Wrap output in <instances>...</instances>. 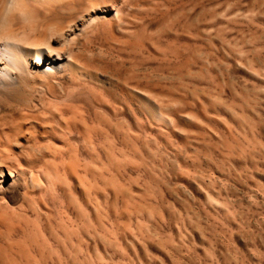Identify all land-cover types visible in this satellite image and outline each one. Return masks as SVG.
Instances as JSON below:
<instances>
[{
    "label": "rangeland",
    "instance_id": "rangeland-1",
    "mask_svg": "<svg viewBox=\"0 0 264 264\" xmlns=\"http://www.w3.org/2000/svg\"><path fill=\"white\" fill-rule=\"evenodd\" d=\"M120 2L81 116L0 89V264H264V0Z\"/></svg>",
    "mask_w": 264,
    "mask_h": 264
},
{
    "label": "bare ground",
    "instance_id": "bare-ground-1",
    "mask_svg": "<svg viewBox=\"0 0 264 264\" xmlns=\"http://www.w3.org/2000/svg\"><path fill=\"white\" fill-rule=\"evenodd\" d=\"M124 4L120 0H0V89L13 88L20 93V87L32 84L43 85L50 91L59 85L73 86L70 96L78 104L81 116L83 110L91 107L87 94L98 76L81 64L75 50L89 31L100 28L98 25L119 23ZM128 90L133 97L136 91L133 87ZM43 100H35V110L43 107ZM61 109L62 113L68 112ZM16 172L0 166V194L17 180ZM33 181L29 180L28 187L34 190ZM7 206L1 201L0 211L7 212Z\"/></svg>",
    "mask_w": 264,
    "mask_h": 264
}]
</instances>
